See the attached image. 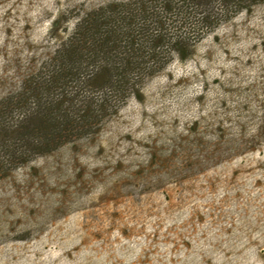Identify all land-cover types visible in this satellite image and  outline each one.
Segmentation results:
<instances>
[{
  "label": "rangeland",
  "instance_id": "1",
  "mask_svg": "<svg viewBox=\"0 0 264 264\" xmlns=\"http://www.w3.org/2000/svg\"><path fill=\"white\" fill-rule=\"evenodd\" d=\"M140 1L161 2L0 0V97L46 78L89 12ZM210 15L180 61L175 14L161 11L165 43L139 98L0 174V264H264V0ZM225 113L244 138L210 158Z\"/></svg>",
  "mask_w": 264,
  "mask_h": 264
},
{
  "label": "trees",
  "instance_id": "2",
  "mask_svg": "<svg viewBox=\"0 0 264 264\" xmlns=\"http://www.w3.org/2000/svg\"><path fill=\"white\" fill-rule=\"evenodd\" d=\"M260 1L161 0L158 6L140 1L89 12L58 40L46 78L32 77L14 94L0 97V174L9 165L56 151L73 137H86L93 125L118 111L117 104L127 97L139 98L140 83L153 73L152 65L165 43L168 21L161 11L175 14L167 40L176 58L183 61L189 39L210 23L215 5L223 12ZM221 116L224 119L216 123L211 137L210 158L216 148L228 150L244 138L243 123L229 122L226 113ZM194 129L190 126L188 135Z\"/></svg>",
  "mask_w": 264,
  "mask_h": 264
}]
</instances>
